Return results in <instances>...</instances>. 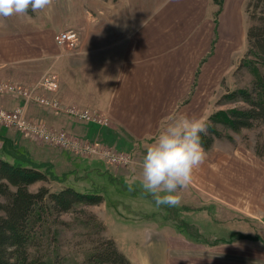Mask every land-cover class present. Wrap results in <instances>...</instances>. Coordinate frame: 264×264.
I'll use <instances>...</instances> for the list:
<instances>
[{
	"label": "rangeland",
	"instance_id": "374dc122",
	"mask_svg": "<svg viewBox=\"0 0 264 264\" xmlns=\"http://www.w3.org/2000/svg\"><path fill=\"white\" fill-rule=\"evenodd\" d=\"M147 1H151L147 15H154L161 8V12L165 16L164 11L173 5L168 15L172 11L171 17L175 20L179 35L176 47L172 50V52H177L179 62L174 67L175 71L177 70L174 73L176 81L171 78V87L165 89L163 86L162 120L159 121L160 127L153 136L131 137L127 139L128 141L121 143V139H114L112 136L110 137L111 141L104 139L101 131L96 128L93 130V138L85 137L78 132L76 124H71L69 120L63 118L57 120L53 117L56 115L68 116L76 122L109 128L113 123L111 115L105 111L77 104H67L58 96L59 90L55 95L64 104L88 108L95 115L106 119L107 122L97 124L81 121L36 102L27 105V110H25L27 116L31 119L46 118L56 124L57 127L54 125L56 128L64 129L84 141L88 140L93 144L99 142L102 145V152L86 153L70 150L48 144L34 137H26L27 135L14 131L18 137L20 136L23 140L42 148L40 154L34 151V154L31 155L29 152L30 158L33 156L39 160L46 157L53 159L56 152L59 154L60 151L61 160L57 161L56 169L59 172L79 169V171L75 169L73 171L82 175L81 182L75 179V173L69 176L71 183L78 189L89 188L90 192L88 193H93L90 188L93 187L91 182L97 171L93 168L97 165L111 170L115 176L122 178L129 186L127 192H121L117 188L111 187L112 200L132 202L136 207H142L144 213L141 215V219L136 221L119 218L117 215L122 207L110 204L106 198V201L103 200L98 204L78 205L71 211L48 213L47 216H44V220L41 217L35 225L37 231L30 246V253L34 255V259L38 263L33 262V264L41 262H43L42 264L49 262L51 264H98L95 259L89 260V257L103 244L104 240L109 238L115 241L118 249L125 253L133 264H264V125L243 128L240 131L224 130L221 124L216 125L225 134L217 138L210 148L203 147L206 158L198 168L194 169L191 184L186 188L178 189L173 194L178 198L176 204L180 205L179 216L182 220L195 222L200 230L207 234L209 231L213 234L229 232V229L239 230L247 235L246 240L223 247H193L184 234L178 233L177 222L172 221L169 226L164 224L160 226L146 218L148 215L153 216L160 209L161 211L165 210V206L150 203L145 197V190L140 183V164L146 154L147 146L154 141L168 121L174 117L188 116L201 120L205 125L213 113L245 105L243 102H239L240 100L230 99L229 94L233 90L253 87L255 79H258L259 71L263 72L264 70L261 64L256 65L259 69L258 73L256 69H250L247 65L249 58L256 60V56L247 54L246 29L251 22L249 14L246 12L247 0H242L238 10L235 7L233 10L226 11L222 19L220 17L222 23L220 32L216 36L215 53L214 51L211 53L210 42L214 34L215 13L219 6L213 0H210L209 4H205V9L208 12L203 16L201 22L193 21L194 14L190 1L180 0L182 5L180 7L175 4L176 0ZM61 2L63 0H52L50 8L39 12L31 11L25 17L31 21L29 23L34 27H38L41 21L43 22L47 18L46 15L55 8L53 6ZM11 17L0 18L2 21L0 25L4 24L3 20H8ZM17 18L21 19L22 16H17ZM62 18H65V15ZM231 21L232 23L235 21L237 24L236 32L232 31ZM75 30L81 33L80 30ZM57 46L58 50L46 58L47 66L43 73H56L60 89L57 62L63 56L74 54V52H70L58 44ZM78 48L79 46L76 51ZM167 52L164 51L163 54ZM205 53H208V56L215 55L204 62L206 60ZM187 54L194 56L192 62L194 66L203 56L202 59L205 58L202 60L204 63L199 82L197 88L195 86L193 94L190 93L195 85L190 89L194 79L193 72L184 67L185 65L181 62ZM39 61L42 59H38L36 62ZM42 77L28 86L10 82L24 87H32ZM191 94L192 96H190ZM6 95L20 98L22 102L14 108L0 106V109L11 111L25 103L23 98L14 94H0V97ZM31 111L38 116H32ZM68 123L69 128L66 126ZM3 127H5L4 123L0 122V129ZM3 142V139L0 138V148L3 146ZM21 148L25 150V147L21 146ZM104 149L116 154L112 156V159L115 157L121 162L110 161L107 157L108 152H103ZM84 174L87 177L84 178ZM74 182H79L80 185H76ZM42 185L50 186L53 191L62 187H71L67 181L62 183L55 180L52 182L40 180L34 183L31 189L37 190ZM127 217H130V214H127ZM240 257H243V261L237 260Z\"/></svg>",
	"mask_w": 264,
	"mask_h": 264
},
{
	"label": "crops",
	"instance_id": "0c3cea01",
	"mask_svg": "<svg viewBox=\"0 0 264 264\" xmlns=\"http://www.w3.org/2000/svg\"><path fill=\"white\" fill-rule=\"evenodd\" d=\"M185 1L192 3L193 21H203V16L208 12L205 4H209L210 0ZM241 2L225 0L221 19L226 11L235 7L238 10ZM180 3V0H176L175 4L180 7ZM150 4L151 1L147 0H63L53 6L55 8L38 27L29 23L31 21L25 16L19 19L14 15L3 20L4 24L0 25V79L25 86L36 82L45 74L46 58L58 50L55 35L65 29H78L82 34L79 51L65 55L57 62L60 76L58 96L67 104L105 111L111 115L113 123L105 128L76 122L68 116L56 115L53 119L69 120V123L77 125L81 135L88 138H93L96 128L104 139L111 141L112 136L121 139V143L131 137L153 136L162 120L163 86L168 89L171 78L176 81L174 73L177 70L174 67L179 62L177 52L172 50L179 35L175 20L171 17L172 11L168 15L173 5L164 11L163 16L161 8L156 14L147 15ZM64 15L65 18H62ZM220 17L218 24L214 21V34L210 42L212 48L215 39L214 53L216 36L222 23ZM236 25L235 21H231L233 32H236ZM164 51L168 52L163 54ZM212 55L205 53L204 62ZM202 58L196 66L192 64V54L185 55L181 61L194 75L190 89L199 70L197 88L204 63L202 60L205 59ZM38 59L42 61L36 62ZM20 102L22 100L13 95L0 97V106L7 108H14ZM31 115L38 116L32 111ZM14 133L13 128L0 129V134L8 137ZM186 238L193 247L214 248L239 243L207 246ZM237 260L243 261V257Z\"/></svg>",
	"mask_w": 264,
	"mask_h": 264
},
{
	"label": "trees",
	"instance_id": "16d2710c",
	"mask_svg": "<svg viewBox=\"0 0 264 264\" xmlns=\"http://www.w3.org/2000/svg\"><path fill=\"white\" fill-rule=\"evenodd\" d=\"M213 2L219 6L214 18L215 24H218L225 0H213ZM246 12L251 19L246 29L247 54L256 56V60L249 58L247 65L250 69H256L258 73L257 64H261L264 69V0H247ZM214 44L215 39L211 53L214 51ZM261 72L259 71L258 79H255L253 87L233 90L229 94L230 99L240 100L239 102H243L244 106L215 112L205 122L206 131L200 134L204 148H210L217 138L225 134L216 126L218 124H221L224 130L235 131L264 125V70ZM198 75L199 70L196 79ZM196 79L191 93L195 90ZM13 135L8 137L6 134H0V138L4 141L0 148V264L38 263L34 255L30 253V246L37 231L35 225L41 217L44 220V216L51 212H67L81 204H98L107 199L110 204L122 207L117 217L130 221L141 219L144 213L142 207L138 208L126 200H112L111 187L127 192L129 186L122 178L115 176L111 170L104 166L94 167L93 169L97 171L91 182L93 187L90 188L93 193H88L89 188L78 189L69 179V176L75 173V179L81 182L82 175L73 171L74 169L79 171V169L74 168L63 172L56 169L57 161L61 160L60 151L59 154L56 152L53 159L46 157L39 160L33 156L30 158L29 152L31 155L34 151L40 154L42 148L23 140L17 134ZM21 146L25 147V150ZM83 177H87L86 174ZM40 180L47 182L55 180L62 183L67 181L71 187H62L53 191L50 186L42 185L37 190H32L31 186ZM79 182L74 183L80 185ZM144 194L150 203L157 204L153 194L146 191ZM160 205H164L165 210L160 209L153 216L148 215L146 218L160 226L163 224L169 226L172 221L177 222L178 233L184 234L196 243L217 246L241 242L248 238L243 232L231 229L229 232L212 234L209 231L207 234L201 231L195 222L181 219L180 205ZM127 214H130V217H127ZM93 259L98 264H133L125 253L118 249L112 238L104 240L103 244L89 257V260Z\"/></svg>",
	"mask_w": 264,
	"mask_h": 264
},
{
	"label": "clouds",
	"instance_id": "9594fccd",
	"mask_svg": "<svg viewBox=\"0 0 264 264\" xmlns=\"http://www.w3.org/2000/svg\"><path fill=\"white\" fill-rule=\"evenodd\" d=\"M51 5L52 0H0V18L26 16L29 10L39 12ZM205 131L199 119L174 117L147 146L140 164V183L157 204L178 203L173 194L191 184L194 169L206 158L200 136Z\"/></svg>",
	"mask_w": 264,
	"mask_h": 264
},
{
	"label": "built area",
	"instance_id": "2783aa9c",
	"mask_svg": "<svg viewBox=\"0 0 264 264\" xmlns=\"http://www.w3.org/2000/svg\"><path fill=\"white\" fill-rule=\"evenodd\" d=\"M55 40L62 48L75 53L79 51V48L77 51L76 49L81 42V33L73 28H69L58 32L55 36ZM58 90L59 78L54 72H47L42 79L32 87H24L7 80H0V94H14L23 98V101H25L23 105L11 111L0 109V122L4 123L5 127L16 129L24 135L37 138L51 145L86 153L102 152V145L99 142L93 144L88 140L84 141L78 136L68 133L64 129L56 128L45 119H31L27 116V112H25V110H27V105L31 102H36L81 121L94 122L97 124H104L107 122L106 119L95 115L93 111L88 108L64 104L55 95ZM103 152H108L107 157L110 161L116 163L121 162L115 157L112 159V156L116 155L112 151L104 149Z\"/></svg>",
	"mask_w": 264,
	"mask_h": 264
}]
</instances>
